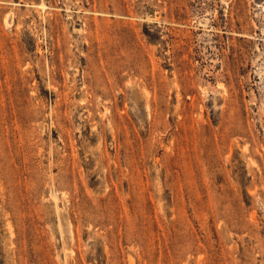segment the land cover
Segmentation results:
<instances>
[{"label": "rangeland", "instance_id": "rangeland-1", "mask_svg": "<svg viewBox=\"0 0 264 264\" xmlns=\"http://www.w3.org/2000/svg\"><path fill=\"white\" fill-rule=\"evenodd\" d=\"M0 264H264V0H0Z\"/></svg>", "mask_w": 264, "mask_h": 264}]
</instances>
